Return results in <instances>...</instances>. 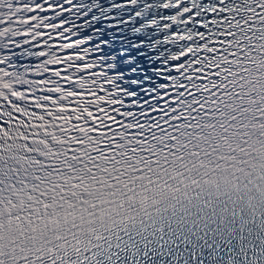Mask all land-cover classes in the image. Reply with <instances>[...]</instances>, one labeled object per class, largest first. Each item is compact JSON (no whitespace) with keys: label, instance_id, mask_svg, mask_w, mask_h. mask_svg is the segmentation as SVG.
<instances>
[{"label":"snow or ice","instance_id":"6c2138e0","mask_svg":"<svg viewBox=\"0 0 264 264\" xmlns=\"http://www.w3.org/2000/svg\"><path fill=\"white\" fill-rule=\"evenodd\" d=\"M104 3L0 0V264L264 231V0Z\"/></svg>","mask_w":264,"mask_h":264}]
</instances>
